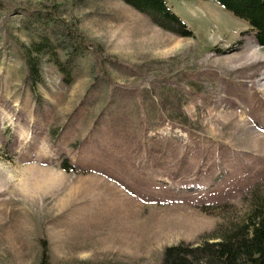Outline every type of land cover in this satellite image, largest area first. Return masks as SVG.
<instances>
[{
	"label": "rangeland",
	"instance_id": "rangeland-1",
	"mask_svg": "<svg viewBox=\"0 0 264 264\" xmlns=\"http://www.w3.org/2000/svg\"><path fill=\"white\" fill-rule=\"evenodd\" d=\"M167 2L191 36L120 0H0V264H161L261 205L264 47Z\"/></svg>",
	"mask_w": 264,
	"mask_h": 264
},
{
	"label": "trees",
	"instance_id": "trees-1",
	"mask_svg": "<svg viewBox=\"0 0 264 264\" xmlns=\"http://www.w3.org/2000/svg\"><path fill=\"white\" fill-rule=\"evenodd\" d=\"M120 1L162 29L183 37L191 36V31L172 11L167 0ZM211 1L244 22L256 44L264 47V0ZM45 49L50 50V44L45 39L32 45V52L27 54L26 61L29 77H38L37 65L31 54H39ZM161 264H264V197L261 205L253 209L249 223L243 229L216 242H205L196 247L183 243L167 247Z\"/></svg>",
	"mask_w": 264,
	"mask_h": 264
}]
</instances>
